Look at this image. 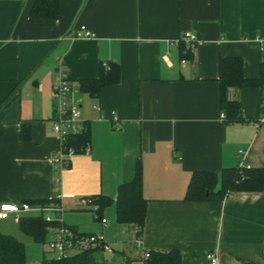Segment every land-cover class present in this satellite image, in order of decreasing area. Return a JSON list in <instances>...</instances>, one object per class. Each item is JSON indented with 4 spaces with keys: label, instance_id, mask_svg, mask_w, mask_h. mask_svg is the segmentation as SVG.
Returning <instances> with one entry per match:
<instances>
[{
    "label": "crops",
    "instance_id": "crops-1",
    "mask_svg": "<svg viewBox=\"0 0 264 264\" xmlns=\"http://www.w3.org/2000/svg\"><path fill=\"white\" fill-rule=\"evenodd\" d=\"M35 1L0 0V206L56 199L62 223L102 235L113 264H142L145 252L173 250L181 264H208L210 252L219 264H264V186L221 201L185 200L196 172L264 171L261 89L226 90L247 121L231 124L219 83L222 58H240L244 76L259 77L264 0H57V20L31 18ZM187 32L198 42L186 58ZM108 62L119 65V84L97 98L81 93L80 81L96 79ZM59 80L75 87L90 133L86 149L56 171ZM138 162L147 201L139 238L115 210L118 188L133 180ZM98 195L113 200L105 225L79 203ZM18 218L0 222L18 228Z\"/></svg>",
    "mask_w": 264,
    "mask_h": 264
},
{
    "label": "trees",
    "instance_id": "trees-1",
    "mask_svg": "<svg viewBox=\"0 0 264 264\" xmlns=\"http://www.w3.org/2000/svg\"><path fill=\"white\" fill-rule=\"evenodd\" d=\"M30 16L37 20H57L59 17V3L57 0H36L32 6ZM192 49L181 46L183 57H190ZM220 102L224 113L223 119L228 123H245L241 107L238 103L226 98L229 87L259 88L262 91V100L259 106V119L264 116V52L260 63V75L257 79H247L243 73V63L238 57L222 58L219 63ZM120 67L116 63L101 64L99 76L96 79L80 81L79 90L83 94L97 98L102 89L117 85L120 82ZM73 86V85H72ZM89 129L77 136L69 137L67 146L78 154L89 144ZM264 186V171L243 165L223 170L221 175L209 172H196L192 175L188 185L185 200L202 202L206 200H223L235 192L261 191ZM98 207L96 219L101 220L103 211L113 200L102 195L89 197ZM57 202L56 199L24 201L31 205H48ZM147 201L143 196V172L138 162L135 175L131 182L121 184L115 201L116 220L136 231L139 238L145 224ZM56 223H47L42 215H24L19 218L18 228L21 233L29 237L35 244H44L47 241V227ZM100 247L85 250L71 257L51 258L43 253L41 264H106L99 258ZM149 258L142 259V264H181V254L177 250L168 253L148 252ZM0 264H27L26 248L23 243L11 235L0 231ZM129 264V262L127 263Z\"/></svg>",
    "mask_w": 264,
    "mask_h": 264
},
{
    "label": "built area",
    "instance_id": "built-area-1",
    "mask_svg": "<svg viewBox=\"0 0 264 264\" xmlns=\"http://www.w3.org/2000/svg\"><path fill=\"white\" fill-rule=\"evenodd\" d=\"M81 30H84V28L82 27ZM182 41H185L191 49H194L198 39L192 33L187 32L184 33ZM261 52H264V42L261 43ZM75 93V87L65 80H59L53 86V99L56 102L55 115L52 122L53 130L58 136L62 147L61 152L52 159V164L56 171H61L68 167L70 157L75 155V150L67 146L68 138L81 135L87 130L86 122L81 119L80 105L74 99ZM114 122L118 125V119L116 117L114 118ZM259 122H264V116ZM57 199H60V195L57 196ZM79 203L82 208L89 210L97 217L98 207L91 202L89 197L82 198ZM61 213L62 210L57 202L48 205L4 203L0 206V220H7L13 214L19 218L22 215L31 214L36 216L42 215L47 223H56V225H49L47 227L49 234L47 254H50L48 256L51 258L60 259L71 257L85 250L98 247L108 254L114 252L113 248L105 242L102 235L80 233L78 230L64 225L62 223ZM101 223L105 225L106 220L101 218ZM138 244H140L139 240ZM147 258H149V253H143V259ZM206 259L208 264H219L215 253H207Z\"/></svg>",
    "mask_w": 264,
    "mask_h": 264
},
{
    "label": "rangeland",
    "instance_id": "rangeland-1",
    "mask_svg": "<svg viewBox=\"0 0 264 264\" xmlns=\"http://www.w3.org/2000/svg\"><path fill=\"white\" fill-rule=\"evenodd\" d=\"M73 213L72 211L69 210H63V215L65 214H71ZM19 221V219H18ZM17 221V222H18ZM0 229L1 231L4 232H8V231H15L16 234V239L19 240L21 243L24 244L25 248H26V256H27V264H41V260H42V256L44 251L47 252L48 251V245H47V241L46 243L40 245V244H35L29 237L25 236L23 233H21L17 226L15 225L14 221L12 220H8L5 222H0ZM114 253V252H113ZM50 255V254H48ZM112 254H108L105 253L104 257L106 259V261L108 262V264H113L111 263V257L110 256ZM103 254H101L99 256V258H102Z\"/></svg>",
    "mask_w": 264,
    "mask_h": 264
}]
</instances>
